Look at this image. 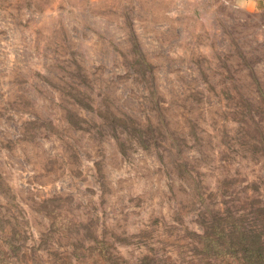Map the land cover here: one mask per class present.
I'll list each match as a JSON object with an SVG mask.
<instances>
[{"label": "rangeland", "instance_id": "rangeland-1", "mask_svg": "<svg viewBox=\"0 0 264 264\" xmlns=\"http://www.w3.org/2000/svg\"><path fill=\"white\" fill-rule=\"evenodd\" d=\"M0 264H264V11L0 0Z\"/></svg>", "mask_w": 264, "mask_h": 264}, {"label": "crops", "instance_id": "crops-1", "mask_svg": "<svg viewBox=\"0 0 264 264\" xmlns=\"http://www.w3.org/2000/svg\"><path fill=\"white\" fill-rule=\"evenodd\" d=\"M237 7L264 11V0H232Z\"/></svg>", "mask_w": 264, "mask_h": 264}, {"label": "trees", "instance_id": "trees-1", "mask_svg": "<svg viewBox=\"0 0 264 264\" xmlns=\"http://www.w3.org/2000/svg\"><path fill=\"white\" fill-rule=\"evenodd\" d=\"M252 253H253V252H252ZM256 256H257V258L261 257L260 254H256V255H255V259H256Z\"/></svg>", "mask_w": 264, "mask_h": 264}]
</instances>
